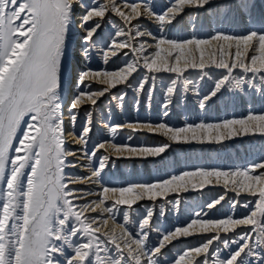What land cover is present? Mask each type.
Returning a JSON list of instances; mask_svg holds the SVG:
<instances>
[{
	"label": "snow or ice",
	"instance_id": "snow-or-ice-1",
	"mask_svg": "<svg viewBox=\"0 0 264 264\" xmlns=\"http://www.w3.org/2000/svg\"><path fill=\"white\" fill-rule=\"evenodd\" d=\"M209 9H214L212 19L199 18L201 10ZM192 10L197 19L188 25L192 33L183 36L179 26ZM143 17L155 21L157 35L145 30ZM241 22L240 34L226 30ZM106 26L115 30L103 35ZM205 29L206 35L196 34ZM174 31L178 34L171 35ZM97 55L106 65L112 57L126 59L116 68L101 70L92 66ZM205 80L212 86L201 93L198 81ZM93 81L107 87L93 89ZM118 85L123 88L113 93ZM127 89L137 110L141 103L150 108L159 91L164 117L190 92L201 110L228 93L250 92L264 100V0L259 6L256 0H170L159 11L147 0H0V264H165L163 249L197 233L212 235L181 251L170 264H264V158L234 170L197 168L155 182H102L113 159H155L171 143L220 145L236 137H264V110L182 127L163 120L107 125L111 142L89 149L92 109L106 93L122 109ZM87 104L92 108L84 109L80 133H67L81 142L85 158L98 163L86 179L99 184V191L85 192L75 187L85 177L66 171L78 165L68 159L77 153L65 147V113L74 129ZM123 128L159 133L170 143L117 144V129ZM106 144L114 155L97 157ZM221 180L225 191L206 207L213 209L227 198L232 209L239 205L246 210L243 215L212 219L208 212H196L186 225L160 232L155 245L149 244L154 230L151 208L141 218L139 231L132 233L129 211L118 207L130 210L138 201L187 192L189 184L195 190ZM229 191L235 197L228 198ZM241 193L250 199H237ZM88 196L97 199L89 201ZM101 205L100 217L86 214ZM117 212H122L123 223L116 219ZM109 219L114 227L102 230ZM221 232L232 235L222 237ZM218 244L227 249L226 255Z\"/></svg>",
	"mask_w": 264,
	"mask_h": 264
},
{
	"label": "rangeland",
	"instance_id": "rangeland-1",
	"mask_svg": "<svg viewBox=\"0 0 264 264\" xmlns=\"http://www.w3.org/2000/svg\"><path fill=\"white\" fill-rule=\"evenodd\" d=\"M87 1L89 2V0H87ZM163 1L165 3L166 0H162V2ZM100 2H104V1L100 0ZM219 2H222V0H214V3H219ZM256 2L258 3V6H259L260 5V0H256ZM167 4H168V2L165 3L164 7L167 6ZM162 9L163 8H161L160 10H162ZM211 10H212V13L210 12ZM213 11H214V9H209L208 12L205 13L203 10H201L199 12V18L212 19L211 16L213 14ZM204 13H205V15H204ZM195 15H196V11L192 10V15H190V19L191 18L192 19L189 20V16L184 18V21H182V25L179 26V27H181L183 29V31H182V33H179V34H181L183 36H188V35H190L192 33V29L190 27H188V25L191 22H193V20L195 19ZM113 19L118 21V19L115 18V17H113ZM241 27L243 28V22L237 24L233 28H229V29H226V30L227 31H234L237 34H240L242 32V30L240 31ZM110 29L113 30V31L115 30L111 26H106L103 29V35H107L108 32L110 31ZM213 30H215V29H213ZM207 31L208 30L205 29L202 32H197L196 34H198V35H206ZM170 34L171 35H177L178 33H176L174 31L173 33H170ZM111 61H112V64H113L112 68H116V67L120 66L121 64H123L124 57H122V56L113 57ZM98 62H99V60H98ZM98 64H100V66H101L102 62L100 61ZM112 68H109V69H112ZM198 84L200 86L201 93H204V92H207L208 89L212 86V81H209V80L198 81ZM106 87H107V85L105 86L104 84H97L96 85V89H98V88H106ZM122 88H123V86L118 85L116 89H112L111 91L113 93H115V92H117L118 90H120ZM126 91L128 92V95L126 97L127 103H126L125 106L127 107L128 112H129L130 115H128L125 119H122V118L120 119V117H117L119 115V113L117 112L118 110L115 107V101H114L113 103H111L112 105L110 106V110L112 111L111 113H112V116H113L112 117L113 118L112 122L123 124V123H126V122H135V121H137L136 119L133 118V116H131V114L133 115V112H134L133 106H131V102H133V100H134L133 93H132L131 89H127ZM229 97H235V99L234 100H230ZM108 98H110V96L106 93L105 96L101 100V104L107 102L108 100L113 101L111 98L110 99H108ZM160 100H161V94L158 91L157 94H156V99L151 105V109H150V113L151 114L149 113V110H146V106H145L144 103H141L140 106H139V107H141L139 114L141 116H143L144 118H150V121L153 122V123L160 122V118H162V114H163V109L160 108ZM210 104H211L210 107H208L206 110L202 111L201 109L198 108L199 104H198V101H197L195 95L192 92L188 93L183 102H177V103H174V105H173L174 108L172 110H174L176 112L180 110V112L179 113L175 112L174 114L171 115V117L175 116V118L177 120L182 118V117H184V119H185L184 122H182L181 124H179V125H177L175 127H182V126H184L185 123H188V122L198 123L201 120H204L206 122L216 123V122H221L224 119L240 118L242 116H246L247 115V111L248 110H246V109L249 108V107H250L249 108L250 111H254V112H260V111L264 110V100H262L260 98L259 94H252L250 92L249 93H244V94L228 93L221 100H216L215 103H211L210 102ZM98 107L99 106H96V108H98ZM183 112H185V115L183 114ZM97 117H98V115H97ZM142 121H148V120L144 119ZM131 133L134 134L135 137L133 139H131L130 141H128L127 137H129V134H131ZM116 136H115V138H116L115 139V143H118V144L131 143L133 145L134 144L135 145H141V138H143V136L148 137V138L145 139V140H147V143H144L147 146H154V145L163 144V143L156 142V141L154 142V140H153L152 143L148 142V140L156 139L157 136H153L152 134H149V133H146V132H141L139 130L136 131V130H132V129H128V128L121 129V131L119 133H117ZM240 138L241 139H239V137H238V138L232 139L230 141H225L223 144H220V145L210 144L208 146L209 148L206 147V145H197V144L195 145V143H192V144H176V143L173 144V143H171V146L166 150V152L164 154H162V157H157L155 159H150L149 160V161L154 160V161H152V163L154 164V165H152V168H149L148 167L149 165L140 166L139 164L142 161L141 160H134L135 164L133 165V167H131L130 165H126V168H124V170H123L122 168H119V166H118L120 173H119V171H116V172H113V173L109 174V172L113 168L112 165H110L111 166L110 169L108 170V172H106L103 175V177H104V180L110 182L108 184H114L116 186H126L128 184L141 182V181H144V180L145 181H154L155 178L153 179L152 177H146L145 179H141L142 178L141 177L142 174L139 173V172H141L143 170H144L145 173H147V174L150 173L151 174V172H148V171H150L151 169H154V170H152V172L154 171V172H156V174H158L156 179L159 180L161 178H167V177H169L170 175H173V174H179V173H181V172H183L185 170H195L197 168L234 170L236 168L246 167V166H248V165H250V164H252L254 162H258L262 158H264V144H263L264 143V137H261V136H259V134H257L255 136H250L247 139L243 138V137H240ZM244 141L246 142L247 147L240 146V148L238 149L239 151L237 149L236 150L233 149V147L229 148V146H231V145L232 146L233 145L237 146L239 144H242ZM164 142L166 143L167 140L164 139ZM168 143H170V142H168ZM71 144L72 143H66L65 147L67 149L73 147V145H71ZM94 145L95 144L91 143L89 145V149H92ZM204 148H205V150H207V149L208 150L216 149V151H214L215 154L212 151H210V152L208 151V153L210 155L208 153L206 155V153L203 152V151H201L200 153H198V151H196L198 149L202 150ZM242 149L247 151L246 154H245L246 157L249 154V156H248L249 158L248 159H245V157H244V160H243L244 162L241 161V158L243 156V154H241V150ZM103 152H104V150H100L99 154H97V157L102 155ZM252 152H254V153H252ZM201 153H202V157H200V158H202V159L199 158V154H201ZM255 153H257V154L255 155ZM234 154H236L239 157L238 160H240V163H238V161H237V163L235 165H231V163L229 161H231V159H232L231 157ZM68 159L70 160V158H68ZM163 160H166V163H168V165H166L165 161H163ZM179 160H181L180 161L181 163H179ZM129 161H131V160H129ZM160 161H163V162L160 163ZM197 161L198 162H204V163L200 165V164H198ZM173 163H174V165H173ZM183 163H184V165H182ZM165 165L168 168H166V169L162 168V166H165ZM94 166L96 168L98 167V163L96 161L94 162ZM171 166L172 167L176 166L174 171L169 170V168H171ZM118 168H116V169L118 170ZM130 168H132L131 172H130V176H132V177H130L126 181L125 177H123L122 175H124L125 170L129 171ZM66 171L71 173V174H73V175L75 173V169L73 170V168H71V167L67 168ZM118 174H120V177H119ZM137 174H141V175H137ZM221 181H223V180H221ZM193 182H196V180H194ZM196 183H198V181ZM80 186H81L80 184H76L75 185V187H77V188L80 187ZM189 188H191V184H189ZM209 189H214V187L212 185H208V186H205L203 189H195V190H192V191H187L184 194L181 191H179V192H170V193L167 194L166 197H158L155 201H148V200L138 201L136 204H134L132 206V209H130V211H129V213H130L129 220L130 221H129L127 227L130 228V229H134L132 231V233L138 232L139 230H135V229L137 227H139V222H140L141 218L147 212V210L149 208H151L150 206L152 204L156 203V202L158 203V205H161V203H163L166 200H168V201L172 200V202L175 203L177 198H179L181 195H183L184 197L186 196V194H191L192 196H195L196 194H202L201 192L204 191V190L206 192H208ZM216 190H218V188L215 189L214 191H216ZM220 190H225V189L222 188V189H219V191ZM194 191H196V193H194ZM219 194H215L213 197L210 196V197H212L210 201H212L213 198L216 197ZM189 198L190 197H188L187 201H190ZM176 203H177L178 207H183V208H184V206L186 204L185 201H182V202L178 201ZM170 204H172V203H170ZM206 205H207V203L205 204V206ZM142 206H144V208H141ZM226 207L228 209H226V208L223 209V212H221L220 215H214V217L212 216L213 217L212 219L220 218V217H223V216L229 214L230 210H231V209H229V208H231L230 204L228 203L226 205ZM160 208H162V207H160ZM121 209L123 210V209H128V208H127V206H123V208H121ZM153 209H156V208L153 207ZM219 209H221V207L220 208L218 207V210ZM86 214H88V213H86ZM120 216H121V218H123L122 212H119L118 216L116 214V217H118V220L120 219ZM239 216H241V215H239ZM132 218H134V219H132ZM192 218H195V217H192ZM155 219L157 221H155L154 223L151 222L154 225V230H159L160 229L159 232H161V231L163 232L165 230H170V229L175 228L174 226H172V227H169V228L166 227L165 229L162 230V226L163 225H162V223L160 221L162 219L161 218L159 219V217H157ZM132 220H133V222H132ZM120 222L122 223L121 220H120ZM187 222H189V221H186V222H184L182 224H179L178 226L186 225ZM154 230L149 233V244H150V246L151 245H155L157 243V241L160 239L159 233H156ZM208 235H212V233H198V235H194V236L189 237V238H181L179 240L174 241L172 245H169L167 248L162 250V251L165 252V256L162 257V260L165 261V264H170V262L174 258L178 257V255L180 254L181 251H183L184 249L190 248L192 246H195L196 244H198L202 239H204ZM220 235L222 237L225 236V235L231 236L232 233H227V234H223V233L221 234L220 233ZM177 246H180V247H177ZM217 246L221 249V255L222 256L227 254V249H225L222 244H218Z\"/></svg>",
	"mask_w": 264,
	"mask_h": 264
},
{
	"label": "bare ground",
	"instance_id": "bare-ground-1",
	"mask_svg": "<svg viewBox=\"0 0 264 264\" xmlns=\"http://www.w3.org/2000/svg\"><path fill=\"white\" fill-rule=\"evenodd\" d=\"M104 2H105V0H103ZM85 2H88L87 0H85ZM128 2H142V0H128ZM147 2L148 3H150V4H154L155 6H156V9L159 11L161 8H164V5H165V3L166 2H168V4L170 3V0H166L165 1V3H164V1L162 2V0H147ZM167 4V5H168ZM257 5H258V3H257ZM211 13H212V10L210 11ZM204 15H205V13H204ZM204 17V16H203ZM212 17V16H211ZM115 18H117L118 20H119V18L118 17H115ZM196 18H197V15H195V19L194 20H196ZM192 19V18H191ZM190 19V16H189V20H191ZM205 19V18H204ZM193 20V21H194ZM135 23V22H134ZM141 24H142V26L145 28V30H147V31H151L154 35H157L158 34V32H157V26H156V23H155V21L152 19V18H150V17H143V18H141ZM241 30H243V28L241 27L240 28V31ZM106 33V32H105ZM144 39H146V40H151V38L150 37H145ZM98 47H103V43H101V44H99L98 45ZM124 51H126V49L124 50ZM113 58V57H112ZM112 58H110V61H109V63L106 65V64H104L103 62H102V57H100L99 55H97L95 58H94V60H93V62H92V66H93V68H99V69H101V70H103L104 68H112L113 67V64H112ZM124 59H125V57H124ZM98 60H99V62L101 61L102 62V64H101V66H100V64H98L99 62H98ZM97 84H100V83H98V82H96V81H93L92 82V87H93V89H96V85ZM106 86V85H105ZM248 96V95H247ZM250 96V95H249ZM104 97V96H103ZM103 97H100L99 98V100H98V103H97V105L96 106H99L98 108H96V106L92 109L93 110V117H92V125H91V127H92V131H91V133H90V142L88 143V148H89V145L92 143V144H95V145H97L98 143H100V142H103V141H109V142H111V137L109 136V134H108V129H107V125H116V124H119V123H115V122H112V111L110 110V106L112 105L111 103H113L114 102V100L113 101H110V100H108L107 102H105V103H103V104H101V100H102V98ZM160 97V96H159ZM251 97V96H250ZM246 98V97H245ZM108 99H110V98H108ZM160 99V98H159ZM189 101V100H188ZM187 101V102H188ZM126 103H127V100H126V98H125V100H124V103H123V108L121 109V108H119L118 106H117V104H118V102L117 101H115V107H116V109L118 110L117 112L119 113V115L117 116V117H120V119L122 118V119H125L128 115H130L129 114V112H128V109H127V107L125 106L126 105ZM185 104V103H184ZM174 105V104H173ZM173 105H171L170 106V108L168 109V116H166V117H164L163 116V114H162V118H160V122H161V120H163L164 122H166L167 124H169L170 126H173V127H175V126H177V125H179V124H181L182 122H184L185 121V119H184V117H182V118H180V119H176L175 118V116L173 117H171V115L172 114H174L176 111H174V110H172L173 108H174V106ZM131 106H133V102H131ZM92 108V106H90V104H87V105H85L84 107H82L81 108V110H80V114H79V116H78V118H77V122H76V127L73 129L72 127H71V125L69 124V122H68V119H67V114L65 113V127H66V143H72L71 145H73V147H71V148H68V150H70V151H74V152H76L77 153V155L76 156H70V157H68V158H70V160H72V161H74L78 166L77 167H71V168H73V170L75 169V173H74V175L75 176H77V177H85V179L82 181V182H80V183H77V184H80L81 186L80 187H78L79 189H84L85 190V192H87V190H89V189H91V190H93V191H99V184H92L91 182H89L87 179H86V177H88L90 174H91V172H90V169L91 168H94L95 166H94V159H92V160H90L89 158H85L84 157V155H83V153H82V151H81V149H82V144H81V142H79L77 139H76V137H75V135H68L67 133L68 132H74L75 134H79L80 133V130H81V126L83 125V123H84V121H85V119H86V117H85V112H84V109L85 108ZM182 107V106H181ZM161 108V107H160ZM199 108V107H198ZM250 108V107H249ZM249 108H247L246 110H248L247 111V114H248V112L250 111V109ZM140 109H141V107H139V109L137 110L136 108H134V106H133V110H134V112H133V115L131 114V116H133V118L134 119H136V120H139V121H142V120H148V121H150V118H144L143 116H141L139 113H140ZM150 109H151V107L149 108V107H146V110H149V113H150ZM162 109V108H161ZM179 109V108H178ZM200 109V108H199ZM210 109V108H209ZM182 110V109H181ZM186 111V110H185ZM203 111V110H202ZM115 112V111H114ZM180 112V110L179 111H177L176 113H179ZM241 113V112H240ZM151 114V113H150ZM149 114V115H150ZM183 114L185 115V112H183ZM97 115H98V117H97ZM183 115V116H184ZM124 121V120H123ZM123 129H125V128H123ZM139 130V129H138ZM121 131V129H117V132H116V134L117 133H119ZM137 131V130H136ZM139 131H141V132H146V133H149V131L148 130H146V129H143V130H139ZM150 134V133H149ZM128 135V134H127ZM153 136H157L156 137V139H151V140H148V142H150V143H152L153 142V140H154V142L156 141V142H160V143H165L164 142V139L165 140H167V138L166 137H164L163 135H160L159 133H156V134H152ZM129 136H131L132 137V139L135 137V135L134 134H129ZM250 136H252V135H249V136H246V137H244V136H242L243 138H248V137H250ZM117 137V136H116ZM146 138H148V137H146V136H143V138H141V145H145L144 143H147V140H145ZM236 138H238V137H236ZM236 138H233V139H236ZM116 139V138H115ZM239 139H241L240 137H239ZM127 140H128V137H127ZM244 140V139H243ZM257 140V139H256ZM129 141V140H128ZM230 141V140H229ZM169 141L167 140V142L166 143H168ZM118 144V143H117ZM173 144H175V143H173ZM256 144V143H255ZM264 144V143H263ZM133 145V144H132ZM135 145V144H134ZM196 145V144H195ZM197 145H200V144H197ZM203 145H206V147H208L210 144H203ZM213 145H216V144H213ZM240 146H245V147H247V144H246V142L244 141L242 144H239V145H237V146H235V145H231V146H229V148L231 147H233V149H239L240 148ZM205 147V148H206ZM205 148L204 149H198V150H196V151H198V153H200L201 151H203V152H205L206 153V155H207V153H208V151L210 152V151H212L213 153H214V151H216V149H210V150H205ZM209 148V147H208ZM228 148V149H229ZM105 149H107V151L105 150ZM105 149H99L98 150V152H97V154H99V151L100 150H104V152H103V154H111V155H114L113 153H112V150L110 149V148H108V145L106 144L105 145ZM248 149V148H247ZM239 151V150H238ZM246 152L247 151H245V150H241V154H243V156H242V158H241V161H243L244 160V157H245V159H248L249 157V154H248V156L246 157ZM236 153V152H235ZM252 153H254V152H252ZM209 154V153H208ZM215 154V153H214ZM257 153H255V155H256ZM210 155V154H209ZM254 155V156H255ZM217 156V155H216ZM191 157V156H190ZM200 157H202V153L201 154H199V158ZM229 157V156H228ZM227 157V158H228ZM231 157V156H230ZM206 158V157H205ZM232 158V159H231ZM230 159H231V161H229L230 163H231V165H235L236 163H237V161H238V163H240V160H238L239 159V157L236 155V154H234V155H232V157H231ZM182 159V158H181ZM200 159H202V158H200ZM229 159V158H228ZM252 159V158H251ZM129 160H131V161H129ZM134 160L135 159H113V161L112 162H110L109 163V166L104 170V172L102 173V175H104L106 172H108V170L110 169V165H112V170L109 172V174H111V173H113V172H116V171H119V168H122L123 170H124V168H126V165H130L131 167H133V165L135 164L134 163ZM150 160V159H149ZM149 160H144V161H142L139 165L140 166H145V165H149L148 167L149 168H152V165H154L153 163H152V161H154V160H151V161H149ZM163 161H165V163H166V160H163ZM163 161H160V163L161 162H163ZM178 161V160H177ZM181 160H179V163H181L180 162ZM199 161V160H198ZM197 161V162H198ZM128 162V163H127ZM130 162V163H129ZM244 162V161H243ZM204 162H198V164H203ZM246 163V162H245ZM170 164V163H169ZM166 165H168V163H166ZM166 165L165 166H162V168H164V169H166V168H168V167H166ZM173 165H174V163H173ZM182 165H184V163L182 164ZM240 165V164H239ZM243 165V164H242ZM118 166H119V168H118ZM125 166V167H124ZM129 166V167H130ZM161 166V165H160ZM96 168V167H95ZM98 168V167H97ZM116 168H118V170L116 169ZM141 168V167H140ZM176 168V166H174V167H172L171 166V168H169V170H172V171H174V169ZM131 169L132 168H130V170L129 171H126L125 170V172H124V175H122L123 177H125V179H126V181L130 178V177H132V176H130V172H131ZM142 169V168H141ZM163 169V170H164ZM237 169V168H236ZM152 170H154V169H151L150 171H148V172H151V174L149 173V174H147V173H145L144 172V170L143 171H141V172H139V173H141V174H137V175H141V179H145L146 177H152L153 179H154V181H141V182H155V181H157V175L158 174H156V172H152ZM160 171V170H159ZM119 173H120V171H119ZM137 173V172H136ZM123 174V173H122ZM134 174V173H133ZM119 175V177H120V174H118ZM103 183H105V184H108V183H110L109 181H106V180H104V177H103V181H102ZM197 182V181H196ZM213 187H214V189H209L208 190V192H206L205 190L204 191H202L201 193L202 194H196L195 196H192L191 194H186V196L184 197L183 195H181L179 198H177V200H176V202H178V201H185L186 202V204H185V206H184V208L183 207H178L177 206V203L175 202H172V200H170V201H168V200H166V201H164L163 203H161V205H158V203L156 202V203H154V204H152L150 207H151V210L153 211V213H154V215H153V218H152V223H154L155 221H157L155 218H157V217H159V219L161 218L162 220H160L161 221V223H162V230L163 229H165L166 227L167 228H169V227H172V226H174V227H177L179 224H182V223H184V222H186V221H189L192 217H195V213L196 212H208L209 213V217H211V218H213L214 217V215H220L221 214V212H223V209H228L227 207H226V205L229 203V201H228V199L226 198V200L225 201H221V203L219 204V205H216V207L215 208H213V209H208L206 206H205V204L206 203H209L210 202V200H211V198L215 195V194H221V193H223L225 190H220L219 191V189H222V188H224V185H223V181H220V183L219 184H216V183H213V184H211ZM218 188V190H216V191H214L215 189H217ZM197 189H199V188H197ZM193 189L192 188H189V191H192ZM197 191V190H196ZM196 191H194V193H196ZM200 191V190H199ZM183 194L185 193V192H183V191H181ZM206 192V193H205ZM210 196H212V197H210ZM188 197H190L189 199H190V201H187V199H188ZM227 197L228 198H231V197H235V193H233V192H227ZM244 198L245 199H250L249 197H247L246 196V194L245 193H241V195H240V197H238L237 199H240V200H244ZM87 199L89 200V201H91V200H95V199H97V197L96 196H88L87 197ZM81 202H83V201H81ZM109 203H111V202H109ZM170 203H172V204H170ZM230 204V203H229ZM163 205V206H162ZM173 205V206H172ZM103 207H105L104 205H101L100 207H97L96 208V210L94 211V212H90V213H88V215H91V216H96V217H100L101 216V211H102V208ZM119 208H123V206H118ZM153 207H155L156 209H153ZM160 207H162V208H160ZM218 207L220 208L221 207V209H219L218 210ZM229 207V206H228ZM141 208H144V206H142ZM229 209H231L230 210V213L229 214H234V215H236V216H239V215H242L243 213H245V209L244 208H242L241 206H239V205H237V207L235 208V209H232V208H229ZM123 210H127V211H130L129 209H123ZM139 211V210H138ZM137 212V211H136ZM227 212V211H226ZM225 213V212H224ZM228 213V212H227ZM118 214H119V212H117V216H118ZM226 214V213H225ZM108 213L107 212H104L103 213V218H107L108 217ZM135 216V215H134ZM137 216V215H136ZM213 216V217H212ZM133 217V216H132ZM209 217H204V219H208ZM116 219L118 220V217H116ZM132 219H134V218H132ZM120 220L122 221V223H123V218H121V216H120V219L118 220L119 222H120ZM130 221V220H129ZM132 222H133V220H132ZM131 223V222H130ZM128 226V225H127ZM131 226V225H130ZM114 227V222H113V220L112 219H109V221H108V225L106 226V228L105 229H102V230H108V229H111V228H113ZM130 229V228H129ZM134 229H130V231L132 232ZM135 230H139V227H137ZM160 230V229H159ZM159 230H154L156 233H160L159 232ZM162 232V231H161ZM223 232H221V234H222ZM116 234L117 235H119L120 234V229L119 228H117L116 229ZM223 234H225V233H223ZM153 235V234H152ZM195 235H198V233L197 234H195ZM151 237V236H150ZM155 237V236H154ZM152 238V237H151ZM156 240V239H155ZM177 247H180V246H177Z\"/></svg>",
	"mask_w": 264,
	"mask_h": 264
}]
</instances>
